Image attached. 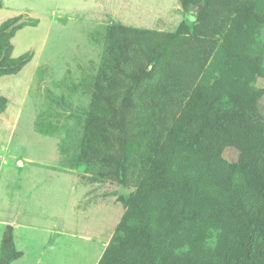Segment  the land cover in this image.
Instances as JSON below:
<instances>
[{"label": "trees", "instance_id": "obj_1", "mask_svg": "<svg viewBox=\"0 0 264 264\" xmlns=\"http://www.w3.org/2000/svg\"><path fill=\"white\" fill-rule=\"evenodd\" d=\"M178 2L199 8L192 26L105 31L75 164L134 192L98 264H163L169 246L264 264V0ZM21 18L0 24V77L31 61L12 56L16 33L34 26ZM21 257L7 226L0 264Z\"/></svg>", "mask_w": 264, "mask_h": 264}, {"label": "rangeland", "instance_id": "obj_2", "mask_svg": "<svg viewBox=\"0 0 264 264\" xmlns=\"http://www.w3.org/2000/svg\"><path fill=\"white\" fill-rule=\"evenodd\" d=\"M198 9L183 10L178 0H2L0 24L20 15L34 22L12 39V56L29 53L31 61L0 77V96L8 102L0 113V236L4 222L19 224L16 248L24 253L13 264L97 260L134 192L75 164L105 31L113 23L174 32L183 22L192 26ZM237 156L234 149L223 154L228 161ZM43 167L62 169L45 174ZM204 260L172 246L162 257L163 264Z\"/></svg>", "mask_w": 264, "mask_h": 264}, {"label": "crops", "instance_id": "obj_3", "mask_svg": "<svg viewBox=\"0 0 264 264\" xmlns=\"http://www.w3.org/2000/svg\"><path fill=\"white\" fill-rule=\"evenodd\" d=\"M1 2H2V0H1ZM57 157V156H56ZM20 160H18L17 162H19ZM22 162L20 161V164H21ZM29 165H31V164H33V162L32 161H30L29 163H28ZM24 166V165H23ZM44 168V173L46 174V173H49L48 172V170H51L52 169V171L54 170V171H61V169L62 168H65L68 172H69V170L68 169H70V168H68V166H64V167H62L61 169H59V168H54V167H43ZM57 169H59V170H57ZM73 171H74V169H73ZM70 173V172H69ZM74 174H76V173H74ZM77 176V175H76ZM25 189H27L26 187H25ZM4 225L7 227V226H11L12 228H13V230H14V245H15V248H16V245H17V240H18V238H17V227L19 226V224H17V223H15L14 221H10V222H4ZM54 233H57L58 235H63V234H65L63 231L61 232V230L58 228V227H54ZM5 231V230H4ZM48 231H50V230H48ZM114 231V230H113ZM4 233V232H3ZM3 233H2V235L0 236V240L2 239V236H3ZM113 233V232H112ZM112 233L110 234V236H109V238L106 240V241H104L103 242V244H102V251H101V253H100V255H99V257L97 258V260L94 262V264H98V262H99V260H100V258H101V256H102V254H103V252H104V250L106 249V247H107V245H108V242H109V240H110V238H111V235H112ZM16 250L17 251H19V252H22V251H20V250H18L17 248H16ZM24 257V253L22 252V257L19 259V260H21L22 258ZM17 261V260H16ZM15 261H13L11 264H13Z\"/></svg>", "mask_w": 264, "mask_h": 264}]
</instances>
